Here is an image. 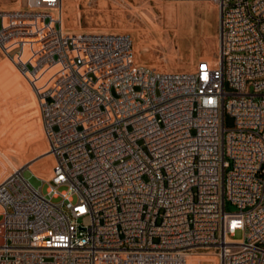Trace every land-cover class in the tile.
Here are the masks:
<instances>
[{
    "label": "built area",
    "instance_id": "obj_1",
    "mask_svg": "<svg viewBox=\"0 0 264 264\" xmlns=\"http://www.w3.org/2000/svg\"><path fill=\"white\" fill-rule=\"evenodd\" d=\"M23 1L0 10V53L54 165L0 180V264H264V0H208L219 51L188 73L138 63L128 35L69 31L62 0Z\"/></svg>",
    "mask_w": 264,
    "mask_h": 264
},
{
    "label": "rangeland",
    "instance_id": "obj_2",
    "mask_svg": "<svg viewBox=\"0 0 264 264\" xmlns=\"http://www.w3.org/2000/svg\"><path fill=\"white\" fill-rule=\"evenodd\" d=\"M23 4V0H0V10H20ZM188 5L193 6L190 13L177 11L176 16H171L166 12V6ZM203 6L210 8V18L200 10ZM217 9L208 0L189 4L174 0H62L63 27L69 31L128 35L138 63L160 71L186 73L201 58L215 60L220 19ZM226 90L230 91L227 86ZM224 125L232 129L233 118L225 115ZM47 151L36 98L26 80L0 53V180L20 167L48 180L54 162L47 157ZM24 178L34 188H41V182L29 171H24ZM47 188L42 186L43 194ZM65 190L66 187L58 189ZM225 210L238 211L229 202ZM243 235L237 231L232 239L241 240ZM188 264L217 263L213 258L198 257Z\"/></svg>",
    "mask_w": 264,
    "mask_h": 264
},
{
    "label": "bare ground",
    "instance_id": "obj_3",
    "mask_svg": "<svg viewBox=\"0 0 264 264\" xmlns=\"http://www.w3.org/2000/svg\"><path fill=\"white\" fill-rule=\"evenodd\" d=\"M200 1V0H199ZM183 3H190V2H183ZM193 10V6H190V5H188V6H180V7H178V8H174L173 6H166V12L168 13V15H173V16H176V12L177 11H186L187 13H190L191 11ZM200 10L201 11H203L204 12V14L208 17V18H210V16H211V11H210V8H208L207 6H203V7H201L200 8ZM212 10V9H211ZM218 10V12H220V10H219V8L217 9ZM164 11V10H163ZM169 21V20H168ZM218 47H217V54H218V51H219V39H218V45H217ZM40 126V125H39ZM40 130V129H39ZM47 157H49V158H52L51 156H49V155H47ZM53 160V159H52ZM53 162H54V160H53Z\"/></svg>",
    "mask_w": 264,
    "mask_h": 264
}]
</instances>
